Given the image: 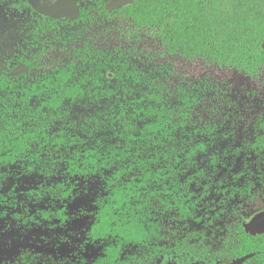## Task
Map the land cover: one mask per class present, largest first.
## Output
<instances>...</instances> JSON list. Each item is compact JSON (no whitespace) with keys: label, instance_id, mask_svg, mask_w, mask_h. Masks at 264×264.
<instances>
[{"label":"trees","instance_id":"trees-1","mask_svg":"<svg viewBox=\"0 0 264 264\" xmlns=\"http://www.w3.org/2000/svg\"><path fill=\"white\" fill-rule=\"evenodd\" d=\"M12 2L32 32L20 60L34 67L21 77L0 75V165L21 164L45 180L15 217L63 224L80 185L95 183L84 241L102 250L74 264H229L250 254L245 264H264V234L243 228L264 211V203L255 207L264 202V114L238 137L245 117L231 80L178 76L173 83L174 66L150 57L242 75L256 95L264 0H138L77 22ZM104 15L103 31L86 28ZM116 31L118 46L109 35ZM145 40L158 49L140 48ZM43 258L21 253L4 264ZM47 259L42 264H57Z\"/></svg>","mask_w":264,"mask_h":264},{"label":"rangeland","instance_id":"rangeland-1","mask_svg":"<svg viewBox=\"0 0 264 264\" xmlns=\"http://www.w3.org/2000/svg\"><path fill=\"white\" fill-rule=\"evenodd\" d=\"M109 2L110 0H90V6L85 7L95 11L99 6H104ZM29 35L27 14L18 12L12 0H0V74L12 72L23 63L21 61H24V58L20 61L21 53L27 51L26 41ZM139 47L148 53L158 49L157 44L151 45L147 40L141 42ZM150 57L155 64L169 62L174 66L175 75L171 79L173 83L178 80L176 79L178 76L189 78L191 81L201 78L218 81L231 80L234 91L237 92L231 94L238 100L237 112L245 117L238 127V137H243L248 133L251 119L264 114V77L256 82V87L260 88H258V93L253 95L250 89L254 88L255 83L242 75L226 72L224 69L213 66L207 67L199 61L188 63L177 57L162 56L163 58H159L158 55ZM142 58L144 62L146 58ZM256 177L258 178L257 175ZM0 181L3 183L0 188V264L15 261L21 253H28L29 256L52 257L57 264L92 261L100 254L101 247L86 244L84 241L85 230L88 229L91 221L83 214L90 213L93 208L95 183H82L76 196L66 203L65 210L69 218L65 223L47 224L33 221L25 224L15 215L16 213L25 214L26 193L40 186L45 180L38 175L25 173L21 164H14L0 165ZM259 201L255 207H260L264 203ZM39 206L47 207L44 204ZM49 207L54 209L53 205ZM60 207H63V204ZM30 209L31 215H34L37 207L31 206ZM47 258L40 260L39 264H42L44 259L49 263Z\"/></svg>","mask_w":264,"mask_h":264},{"label":"water","instance_id":"water-1","mask_svg":"<svg viewBox=\"0 0 264 264\" xmlns=\"http://www.w3.org/2000/svg\"><path fill=\"white\" fill-rule=\"evenodd\" d=\"M82 0H29L32 9L46 18L57 20L68 19L74 21L80 17L78 4ZM138 0H112L109 4L111 10L121 9L133 5ZM30 69L29 65H22L17 68L13 75H21ZM245 232L249 235L259 236L264 234V211L253 215L247 222L243 223ZM254 254L236 259L230 264H245ZM203 264V263H194Z\"/></svg>","mask_w":264,"mask_h":264},{"label":"flooded vegetation","instance_id":"flooded-vegetation-1","mask_svg":"<svg viewBox=\"0 0 264 264\" xmlns=\"http://www.w3.org/2000/svg\"><path fill=\"white\" fill-rule=\"evenodd\" d=\"M29 1V0H28ZM112 0H110V2H111ZM110 2L108 3V4H106V5H104V6H99L95 11L94 10H92V9H87L86 7H89L90 5H89V3H90V0H82L81 2H79V4H78V12H79V15H80V17L78 18V19H76V20H74V21H69L68 19H62L63 21L64 20H66V21H68V22H77V21H80V19H81V17L82 16H85V15H98V13L102 10V9H106V10H110L111 12H114V11H116V10H111L110 8H109V4H110ZM29 4H30V2H29ZM30 6H31V4H30ZM86 6V7H85ZM97 6V5H96ZM128 7V6H127ZM125 8V7H124ZM31 9H32V7H31ZM33 10V9H32ZM117 10H119V9H117ZM34 11V10H33ZM85 11H87V13H84ZM35 12V11H34ZM35 13H37V12H35ZM38 14V13H37ZM40 15V14H39ZM41 16V15H40ZM43 17V16H42ZM27 18H28V16H27ZM44 18H46V17H44ZM28 21H29V19H28ZM110 24V22L106 19V16L104 15V16H102V17H99L98 18V20H96L95 21V23H94V25H89V26H87L86 28L88 29V28H91V27H96V32H98V33H100L101 31H103L104 30V27L105 26H108ZM28 28V27H27ZM29 30H30V35H29V37L27 38L28 40L26 41V46L28 47V44H29V41L32 39V32H31V28H29ZM109 35H114L115 36V38H113V40H112V43L114 44V45H116V46H118V44H117V41H116V37H120L119 36V34L117 33V31H116V33L115 32H113V33H109ZM120 39V38H119ZM100 41L101 42H103V39L101 38L100 39ZM106 41H107V39H106ZM120 41H121V39H120ZM29 52H28V49H27V51L26 52H24V53H21L22 55L23 54H28ZM21 55V56H22ZM24 59L23 60H26V58L25 57H23ZM147 60V58L146 59H144V61H146ZM21 61V60H20ZM138 61H140V60H138ZM21 62H23V63H21V65H19L18 67H16L12 72H9V73H6L8 76H10V77H13V78H15V77H21V76H24V75H27V74H29L30 73V71L33 69V67H34V64L32 63H26V62H24V61H21ZM22 65H29L30 66V69L26 72V73H23V74H21V75H13V72L17 69V68H19L20 66H22ZM6 74H0V75H6ZM111 76V75H110ZM262 212V211H261ZM259 213V212H258ZM257 214V213H256ZM255 215V214H254ZM251 218V217H250ZM249 218V219H250ZM248 219V220H249ZM101 250H102V248H101ZM101 253V252H100ZM233 262V261H232ZM171 264V263H170ZM173 264H175V263H173ZM204 264V263H203ZM230 264V263H229Z\"/></svg>","mask_w":264,"mask_h":264}]
</instances>
